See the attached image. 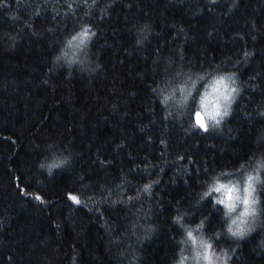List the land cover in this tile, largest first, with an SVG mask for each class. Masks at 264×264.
<instances>
[{
	"label": "trees",
	"instance_id": "16d2710c",
	"mask_svg": "<svg viewBox=\"0 0 264 264\" xmlns=\"http://www.w3.org/2000/svg\"><path fill=\"white\" fill-rule=\"evenodd\" d=\"M82 26L94 75L52 63ZM206 70L235 73L242 91L203 132L192 108L178 119L159 97ZM50 144L73 158L51 177L37 167ZM260 157L264 0H0V264H173L176 215L204 220L230 264H264V186L260 227L242 240L199 201L211 177L242 181Z\"/></svg>",
	"mask_w": 264,
	"mask_h": 264
},
{
	"label": "clouds",
	"instance_id": "9594fccd",
	"mask_svg": "<svg viewBox=\"0 0 264 264\" xmlns=\"http://www.w3.org/2000/svg\"><path fill=\"white\" fill-rule=\"evenodd\" d=\"M13 18H15L13 16ZM83 28V26H82ZM149 25L145 24L142 31L148 32ZM90 30V29H89ZM81 30H77L64 38V42L59 51L52 57V63L62 66L68 73L73 69L85 74L94 75L100 70L101 65L94 63L90 59L89 38L79 47L73 41V37ZM147 36H145V39ZM143 43V41H138ZM242 88L237 75L233 72L210 71L194 74L187 78L174 80L173 83L160 91V102L165 106L170 114L175 113L178 119H183L191 111V126L207 132L210 129H219L223 121L228 118ZM203 121V127L198 122L197 114ZM72 156L63 150L56 148L54 144L48 145V155L42 157L37 167L51 177L56 170L65 168L72 162ZM255 171L246 175L242 181L229 179V173L223 171L210 178L199 193V201L203 202L209 197L213 204L222 209L224 226L222 235H226L233 240H242L260 227L261 200L258 191L264 185V157H260L254 162ZM257 170L260 174L259 181L256 182V192L248 195L247 184L245 183L249 175L256 176ZM148 191V190H145ZM251 199L255 203H251ZM249 202L246 203L245 201ZM175 223L182 232L178 243L181 248L178 250L177 258L173 264H230L231 254L227 248H217L214 240L205 232L206 222L200 220L197 224H187L183 215L173 217ZM145 233L155 231V225H145ZM189 233L197 237V242L193 243L189 238ZM147 238V236L142 237ZM203 242L201 246L200 242ZM211 245V248H208ZM187 253V255H184ZM130 264H138V258L134 256Z\"/></svg>",
	"mask_w": 264,
	"mask_h": 264
},
{
	"label": "snow or ice",
	"instance_id": "6c2138e0",
	"mask_svg": "<svg viewBox=\"0 0 264 264\" xmlns=\"http://www.w3.org/2000/svg\"><path fill=\"white\" fill-rule=\"evenodd\" d=\"M85 2H87V0H85ZM92 35H94V33L90 32L88 27H83L82 30L77 33V35L75 37H73V41L70 43L75 42L76 46L79 47L80 44H83L85 41H87ZM198 117V122L201 124V127H203V121L202 118H200L199 113L197 114ZM260 178V174L257 170V175L256 176H252L249 175L245 181V183L247 184V189L246 191L248 192L249 197L251 198L252 193L256 192V182L259 181ZM264 186V185H262ZM150 187V185H145V190H148V188ZM72 199L74 201H76L77 203H79V200H77V198L75 196L72 197ZM246 203H248L249 201L246 200ZM251 203L254 204L255 200L251 199ZM189 238L192 240L193 243L197 242V237L193 236L191 233H189ZM201 246H203V242L201 241ZM208 248H211V245H208Z\"/></svg>",
	"mask_w": 264,
	"mask_h": 264
}]
</instances>
